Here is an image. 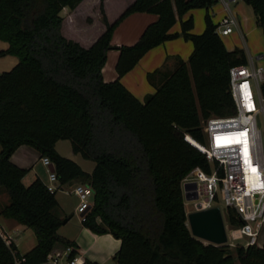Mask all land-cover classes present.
<instances>
[{
    "label": "trees",
    "instance_id": "trees-1",
    "mask_svg": "<svg viewBox=\"0 0 264 264\" xmlns=\"http://www.w3.org/2000/svg\"><path fill=\"white\" fill-rule=\"evenodd\" d=\"M83 0H0V39L9 47L0 55H15L18 63L0 73V189L9 203L0 214L32 228L36 246L21 255L13 241L0 234V264H43L62 239L58 230L57 192L11 161L22 145L50 158L62 185L92 187L93 205L83 224L97 234L111 233L121 240L114 259L118 264H264V246L205 243L188 226L183 180L199 166L210 171L205 154L185 140L188 133L204 141L202 120L234 113L230 69L247 62L244 49H227L216 32L209 9L218 0H134L110 22L104 0L100 12L105 32L90 46L62 32L64 7L75 9ZM251 5L264 33V0ZM207 9L205 30L193 33L194 18L182 20L192 9ZM158 15L137 42L112 46L114 30L128 15ZM182 20V32L171 29ZM192 41L188 61L154 80L156 92L140 101L122 82L152 48L179 36ZM119 50L118 78L106 82L103 67L108 51ZM264 87V86H263ZM69 139L73 152L95 162L87 172L57 150ZM232 226L240 224L228 209ZM74 247L69 255L77 252ZM95 264V263H94Z\"/></svg>",
    "mask_w": 264,
    "mask_h": 264
},
{
    "label": "crops",
    "instance_id": "crops-1",
    "mask_svg": "<svg viewBox=\"0 0 264 264\" xmlns=\"http://www.w3.org/2000/svg\"><path fill=\"white\" fill-rule=\"evenodd\" d=\"M117 2L118 9L115 13H111V2ZM134 0H104L105 10L110 22L117 20L125 9ZM87 0H83L75 9L64 7L61 11L63 16V34L72 40L79 42L84 47H90L106 30V24H102L100 30L92 37L85 35L80 28L82 23L81 11L83 5ZM234 12L239 18L240 27L229 35L221 36L227 49L234 50L235 48H242L245 50L246 55H251L257 58V62L264 67V33L263 29L258 25L257 16L251 5L247 4L244 0H237L234 3ZM100 6V0L98 2ZM209 12L212 15L214 23L218 24L221 19L226 15V10L223 2L213 5ZM207 9L196 8L187 12L182 20H186L189 17L194 18V28L191 30L193 33L200 34L205 30V17ZM90 18V20H89ZM86 19L88 24H95V20L92 17ZM158 19V15L149 12H136L125 17L114 30L112 35V46L131 45L138 41L145 28L152 22ZM182 20H178L171 29L172 32H182ZM87 23L83 25L87 28ZM234 35L231 38L230 35ZM234 38V39H233ZM236 38V39H235ZM228 39L235 40L236 42L242 41L243 45L234 44L228 46ZM244 46V47H243ZM9 43L0 39V50L7 49ZM194 50L192 41L185 39L182 35L168 40L151 50H149L137 63V65L128 73L123 75L120 79L121 82L142 102L145 101L149 94L156 92V85L148 78V74L154 71H159L155 78V82L158 83L162 74L172 72L181 60L188 61L190 55ZM119 57V50L112 48L108 51L107 61L103 67V78L106 82L114 81L118 78L116 70V63ZM19 59L15 55L7 54L0 55V73L12 69ZM57 150L59 149V141L57 142ZM1 149V147H0ZM63 154V153H61ZM72 157L78 162L87 172H92L95 167V162L92 167H87L82 163V160L77 158L78 154L72 152ZM11 161L22 167L28 168L29 173L23 178V182L29 184L33 180L40 178L45 184L49 183L48 168L41 162V155L37 149L29 145L20 146L11 156ZM76 184V182L64 184V187H70ZM9 203V198L8 201ZM59 206L58 212L61 218L67 219L63 223L59 230V236L62 241L51 251V257L58 260V264H62L69 258V253L66 252L68 242H72L77 246L76 257L85 264H118L114 259L116 252L121 247V240L116 238L111 233L97 234L91 229L86 227L82 222V217L76 212L74 208L69 214L63 206V202L58 199ZM79 203V200H78ZM77 203V204H78ZM93 205V203H92ZM189 223V222H188ZM0 225L4 232L10 237V240L14 242L21 255L27 253L33 249L37 244L34 238H30L26 243L25 251H21L23 245L20 235L27 231L26 226L20 224L14 219L4 217L0 214ZM226 230L229 226L226 224ZM189 226V225H188ZM263 231V233H262ZM261 238V243H257L259 246H264V222L261 225L258 240ZM244 242L236 240L234 242ZM22 242V243H21ZM229 243V242H227ZM234 247V246H232ZM43 264H55L53 260H47Z\"/></svg>",
    "mask_w": 264,
    "mask_h": 264
},
{
    "label": "built area",
    "instance_id": "built-area-1",
    "mask_svg": "<svg viewBox=\"0 0 264 264\" xmlns=\"http://www.w3.org/2000/svg\"><path fill=\"white\" fill-rule=\"evenodd\" d=\"M225 6L226 15L217 24L216 32L226 36L238 30L239 18L232 9V3L237 0H221ZM264 67L257 58L247 56L245 64L235 65L230 69V92L235 111L230 115H213L202 120L204 141L185 134V140L206 155L210 163V171L197 166L184 178L185 183H194L196 188L191 192L198 198L191 200L196 210L219 207L223 203L227 209H232L240 224L227 229L228 242L235 245L236 240L244 239L241 245H255L261 225L264 222V141L260 124L264 125ZM41 162L48 168L50 192L63 190L76 194L80 203L76 212L84 218V213L92 206L90 197L94 196L90 185L76 183L64 187L52 171L53 164L49 157H41ZM54 168L55 165L53 164ZM190 201V200H187ZM186 202V199H185ZM221 209V208H220ZM0 234L10 243L0 225ZM229 235L232 240H229ZM74 247L67 246L69 255ZM58 264V260L48 256V260ZM25 258L16 259V264H24ZM62 264H85L78 257L68 258Z\"/></svg>",
    "mask_w": 264,
    "mask_h": 264
},
{
    "label": "rangeland",
    "instance_id": "rangeland-1",
    "mask_svg": "<svg viewBox=\"0 0 264 264\" xmlns=\"http://www.w3.org/2000/svg\"><path fill=\"white\" fill-rule=\"evenodd\" d=\"M239 1L241 2V0H239ZM98 2H99V0H87V2L83 5L82 11H81V18H82L81 20H82L83 24L87 23L86 19L89 18V17H92L95 20V24H93V25L87 23V28L83 24L80 27L82 29V31L84 32V34L88 35L90 37L94 36L100 30L101 25L104 24V21L102 19V14L100 12V6H98ZM220 2H221V0H218V3H220ZM234 5L235 4L232 3V9L234 8ZM110 6H111L110 7L111 13H115L117 11V9H118L117 2L116 1L115 2L114 1L111 2ZM89 20H90V18H89ZM231 36L233 37L234 35L232 34L229 37L231 38ZM234 44L243 45V42L241 40L236 42L235 40L232 41V40L228 39V46H232ZM6 71H8V70H6ZM260 127H261V129L263 131V141H264V125L260 124ZM59 149H60L61 153H63L62 154L63 156H66V157H69V158L72 159V157L68 156V155H72V152H73L72 143H71V141L69 139L60 140L59 141ZM77 158L81 159L82 163L86 167H87V165H89L90 167H92L94 165V162L92 160L82 157L81 154H78ZM48 176H49V171H48ZM32 182H30L29 184L24 182V184L25 185H30ZM56 197H57V199H60L63 202L64 209L66 211H69V214H71V212H72V210L74 208L75 209L77 208L78 204L81 201L79 196H77L76 194L66 193L63 190H58L57 194H56ZM8 198H9V194L7 193V191L5 189H3V188L0 189V210L8 203L7 202ZM78 200H79V203H78ZM93 201H94V196H91L90 197V202L93 203ZM185 204H186L187 213H190L192 211H196V205H195L194 202H191V200L190 201L186 200ZM219 206L221 208V212H222L224 221L229 226L228 209L226 208V206L223 203H221ZM188 225H189V223H188ZM26 228H27L26 229L27 231H25L23 234H21L19 236L20 239L22 238V240H23V245L21 246L22 247L21 251H25L26 243L29 241L30 238H34L36 240V236H35V233H34L33 229L29 228V227H26ZM262 233H263V231H262ZM229 240H232L230 235H229ZM202 241H204L205 243H209L206 240H202ZM239 241H241V242L244 241L245 242L244 239H239ZM244 242H242V243H244ZM258 243H261V238H259ZM239 244H241V243L237 241V242H235L234 246L239 245Z\"/></svg>",
    "mask_w": 264,
    "mask_h": 264
},
{
    "label": "water",
    "instance_id": "water-1",
    "mask_svg": "<svg viewBox=\"0 0 264 264\" xmlns=\"http://www.w3.org/2000/svg\"><path fill=\"white\" fill-rule=\"evenodd\" d=\"M50 169L55 171L53 164ZM192 188H196V184L185 183L183 185L186 200L198 198L196 193L191 192ZM66 221L67 219L63 220V223ZM188 222L195 237L214 244H226L228 242L225 221L219 207L192 211L188 213Z\"/></svg>",
    "mask_w": 264,
    "mask_h": 264
}]
</instances>
